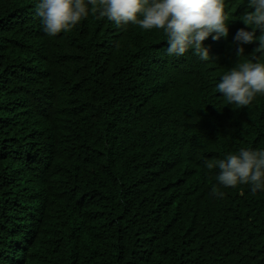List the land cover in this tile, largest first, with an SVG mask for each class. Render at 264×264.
I'll list each match as a JSON object with an SVG mask.
<instances>
[{
    "label": "trees",
    "instance_id": "16d2710c",
    "mask_svg": "<svg viewBox=\"0 0 264 264\" xmlns=\"http://www.w3.org/2000/svg\"><path fill=\"white\" fill-rule=\"evenodd\" d=\"M35 2L0 0V264H264V191L205 166L264 148V94L216 88L238 47L264 62L233 40L247 0L208 61L98 9L49 36Z\"/></svg>",
    "mask_w": 264,
    "mask_h": 264
},
{
    "label": "clouds",
    "instance_id": "9594fccd",
    "mask_svg": "<svg viewBox=\"0 0 264 264\" xmlns=\"http://www.w3.org/2000/svg\"><path fill=\"white\" fill-rule=\"evenodd\" d=\"M248 11L241 21L246 27L235 33L233 40L240 45L258 42L264 50V0H247ZM98 9L101 17L117 26L137 25L141 29H160L166 37L168 56L180 57L192 50L201 61L211 56L204 41L227 38L229 22L225 14V0H36L35 13L43 31L55 36L68 31ZM251 30H248V29ZM259 30L260 35H257ZM243 46L238 47L236 62L220 77L217 91L229 105L249 106L257 94H264V62L242 61ZM208 169H218V185L251 186L252 192L264 191V148H241L223 159L207 162ZM213 195L223 192L213 188Z\"/></svg>",
    "mask_w": 264,
    "mask_h": 264
}]
</instances>
